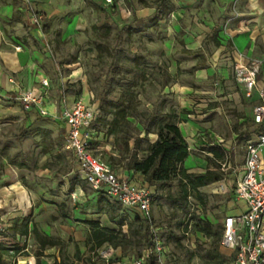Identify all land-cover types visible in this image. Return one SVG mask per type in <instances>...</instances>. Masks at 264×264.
Returning a JSON list of instances; mask_svg holds the SVG:
<instances>
[{"label":"rangeland","instance_id":"obj_1","mask_svg":"<svg viewBox=\"0 0 264 264\" xmlns=\"http://www.w3.org/2000/svg\"><path fill=\"white\" fill-rule=\"evenodd\" d=\"M57 5L61 8L53 6L57 11L51 12L39 7L44 17L39 36L31 29L32 37L53 60L50 100L59 102L64 98L71 104L82 99L86 104L99 103L100 96L114 100L122 86L129 85L138 94L139 110L173 108L178 113V126L188 144L185 164L190 173H205L208 147L219 140L230 150L232 165L240 168L245 139L254 130L245 118L250 105L241 96L237 104L216 100L222 95V89L216 84L219 77L214 80L215 85L211 80L206 81L207 86L195 85L193 73H180L179 68L174 72L175 64L190 67L191 57L183 53L178 33L172 32L169 14L152 25L155 10L141 6L137 0H121L116 8L103 0H58ZM259 50L260 54L264 53L263 46L260 45ZM141 70L146 72L144 78L138 76ZM187 85L192 86L191 94L179 88ZM208 99L216 102H204L207 107L197 106L203 104L201 100ZM46 109L53 113L52 105ZM205 111L208 115L203 116ZM1 121L0 168L4 163L12 169L15 181L26 188L30 203L27 205H31L26 209L32 223L41 229L58 228V234H68L69 228L71 235L65 240L58 235L52 238L61 243V253L67 256L66 247H74L75 243L82 246L88 235L90 227L83 220L95 217L106 223L101 209L105 197L81 178L78 163L72 153L64 149L65 128L61 120L52 129L40 118L30 125L25 122L3 125ZM188 121L198 125L196 133H186ZM202 133L206 136L207 148L199 146ZM101 138L100 144L111 146L112 138ZM149 139L152 141L153 137ZM94 154L120 169L114 165L117 162L110 159L111 150H95ZM229 172L226 179L233 186L235 177ZM133 181L137 185L143 183L140 176H133ZM152 190L151 215L165 246V264H192L193 258V264H201L200 255L208 248L209 240L203 241L199 233L185 232L190 217H212L216 220L214 225H220L225 211L235 200L215 186L206 187L200 190L207 201L203 210L193 197H188L187 201L181 198L176 182L169 191ZM62 203L66 206V218L57 208ZM123 213L112 222L115 229L121 219H135L126 211ZM107 251L110 252L108 260L103 257ZM119 251L115 254L106 247L95 257L82 248L81 260H76L74 255L70 257L80 264H85L89 257L97 264H129L136 258L131 246Z\"/></svg>","mask_w":264,"mask_h":264},{"label":"crops","instance_id":"obj_2","mask_svg":"<svg viewBox=\"0 0 264 264\" xmlns=\"http://www.w3.org/2000/svg\"><path fill=\"white\" fill-rule=\"evenodd\" d=\"M17 1L0 0V120H2L1 123L3 125L14 124L15 122H25L27 125H30L36 118H40V121H47L48 128L52 129L53 125L59 124L61 120L59 117L55 115L41 117L36 110L24 112L14 97L19 88L38 90L41 78H46L50 83V91L45 107L52 105L53 108L55 102L50 100L53 90L50 81L53 71V60L49 58V54L41 49L32 37L29 15L31 8L39 12V7H42L46 11L51 12L57 11V8L54 7L61 8V6L57 5L58 0H30V4L19 0L21 6H15ZM172 2L174 9L169 13L172 32L178 33L180 36L179 42L183 45V53L190 55L188 56L189 58L191 57L190 67H185L184 64H179L178 66L175 64L174 72L179 68L178 72L180 73H193V84L195 85L205 84L207 86L206 81L211 80L214 83V80L219 77L220 81L216 84L222 89V95L216 100H220L226 104H229V102L237 104L240 100L239 96H241L250 105L249 112L245 118H247L250 125L251 123L253 124L251 126H253L254 130L245 139L240 168L237 169V166L232 165L230 150L222 142H213L211 144L219 146L224 150L226 156L222 164L225 163L233 170L240 171L244 162L245 146L247 142L255 139L259 128L252 122L251 118L252 108L257 102L256 96L252 99H246L243 96L234 80L233 72L237 64L248 63L253 59L264 57V53L260 54L261 51L259 50L260 45L264 47V0H172ZM15 11L23 12L20 20H17L18 15L15 17ZM258 83L259 86L264 83V65L261 67ZM179 88L188 94L193 92L190 85L179 86ZM187 99L192 102L189 97ZM216 100H201L203 104L197 106L207 107L208 105L204 104V102L211 103L216 102ZM206 115H208V111H205L203 114V116ZM188 123V126L185 128L186 133H196L197 128H199L198 125L190 121ZM61 126L65 128L66 132V124L62 120ZM179 129L184 137L182 129ZM149 136L153 137V140L150 142L156 139V136L153 134ZM199 136V146L206 148L208 146L206 136L203 133ZM101 137V134L95 136L94 142L97 146L94 151L101 149L110 151V144H100L99 140L102 139ZM233 137L235 138L234 134ZM207 155L212 157L210 153H207ZM114 170L117 174L129 178L132 183L136 184L133 181V176H139V174H134L130 178L127 173ZM231 172L235 177V184L240 173L238 174L230 170L229 173ZM79 174L83 178L81 171ZM226 176L223 174V180L225 179L226 183L230 184ZM214 184L206 187L208 188ZM139 186L149 187L152 192V188H155L144 182ZM104 196L107 197L106 195ZM231 196L233 197V195ZM107 198L110 199L109 197ZM27 203L30 204L26 188L18 181H15L13 170L8 169L2 163V167L0 168V224L4 225V230L0 232V264H56L61 261L80 264L71 258L75 253V244L74 247H66L67 256L62 255L59 246H47L44 249H40L34 235L30 232L32 221L29 224L27 236H20L15 232L14 226L18 225L22 218L30 215V213H27L26 208L31 207V205H27ZM243 206L242 202L235 201L225 211L226 215L224 218L228 215L238 214L243 210ZM231 210H234V213H231ZM124 211L130 216L141 217L138 211L121 209L120 214H124ZM102 213L107 219L106 223L95 217L88 220H98L101 227L115 229L112 223L115 220H111L103 211ZM207 219L211 223L216 221L212 217H207ZM222 221L220 224L221 229ZM35 227L40 234L48 238L58 235L61 240H65V238L71 235L69 228H67L68 234L62 232L58 234L60 230L57 227V229H53L50 226L42 229L36 225ZM59 227L62 226L60 225ZM89 233L90 229H88V235ZM202 239L204 241L206 238L203 237ZM85 240L82 243L83 247L81 244L76 243L80 251H82V248L83 250H87ZM106 247L108 246H102L97 253H100V250ZM119 250L121 249L114 250V253L120 252ZM219 251L226 257H233V253L229 250L220 247ZM37 252L40 255H37ZM194 256L196 257V255ZM193 262L194 258L191 263L193 264Z\"/></svg>","mask_w":264,"mask_h":264},{"label":"trees","instance_id":"obj_3","mask_svg":"<svg viewBox=\"0 0 264 264\" xmlns=\"http://www.w3.org/2000/svg\"><path fill=\"white\" fill-rule=\"evenodd\" d=\"M120 1L114 0L110 6L116 8ZM137 1L141 6L155 10L151 19L152 25L163 21L165 16L174 9L172 0ZM15 6H21L19 0ZM17 15V20H20L23 12L15 11V17ZM145 75L146 72L141 70L138 76L144 78ZM137 97L138 94L128 85L122 86L118 97L114 100L100 96L99 103L92 102L100 111L98 119L91 126L92 134L94 136L101 134L112 138L110 159L112 162H117L114 165L120 166V169H116L112 165L111 167L127 173L130 178L134 174H139L144 183L157 190L166 189L169 191L176 182L183 200L187 201L188 197H193L200 207L206 210V197L200 190L223 180L221 164L226 156L224 150L219 146H207L208 153L212 157H206L207 169L205 173H190L185 167L189 149L178 126V113L173 108H169L167 111L156 108L152 111H141L138 109L141 102ZM251 125L253 124L251 123ZM150 134L156 136L153 142H150ZM103 201L105 205L101 208L102 211L111 220H115L122 208L113 199L105 197ZM57 208L61 212V216L66 218L65 204H59ZM82 222L90 227L85 246L91 256L98 257L97 251L104 245L113 250L131 246L135 257L139 258L143 251L151 245L150 224L141 217H135L129 221L121 219L118 222V229L101 227L98 220H83ZM29 224H31V214L22 218L20 223L14 226L15 232L20 236H27ZM124 227L126 228L124 229ZM187 231L199 233L209 240L208 248L200 255L201 264H232L233 257H226L219 251L222 235L221 225H214L203 216L197 219L192 216L189 225H186L185 232ZM30 232L34 235L40 249L61 244L59 241L40 234L34 223H32ZM36 254L40 255L39 252ZM74 257L76 260H81L80 250L76 243ZM84 263L97 264L92 257L86 259ZM56 264L72 263L61 261ZM146 264H154V257H150Z\"/></svg>","mask_w":264,"mask_h":264},{"label":"built area","instance_id":"obj_4","mask_svg":"<svg viewBox=\"0 0 264 264\" xmlns=\"http://www.w3.org/2000/svg\"><path fill=\"white\" fill-rule=\"evenodd\" d=\"M30 4V0H20ZM112 4L114 0H103ZM44 17L31 8L29 23L33 30L41 31ZM264 57L240 63L234 67V80L246 99L256 96L252 108V122L259 128L254 140L247 142L242 169L233 170L225 163L221 171L226 176L230 170L240 173L235 184H227L225 179L214 184L225 194L233 195L237 202L243 203V210L236 215H228L222 221L220 247L233 253L232 264H264V83L259 86L258 77ZM50 83L41 78L38 90L19 88L15 94L24 112L36 110L41 117L55 115L66 124L64 149L71 152L79 165L86 183L96 192L103 193L118 202L122 210L138 211L141 218L149 224L151 245L139 258L130 264H146L154 257V264H165V246L151 215L152 191L149 187L139 186L111 167L108 161L94 154L96 144L91 126L96 122L100 111L96 104L78 100L67 103L64 98L53 104L51 114L45 107L49 97ZM222 140H219L221 143ZM4 225L0 224V232ZM108 260L110 252L103 253Z\"/></svg>","mask_w":264,"mask_h":264}]
</instances>
